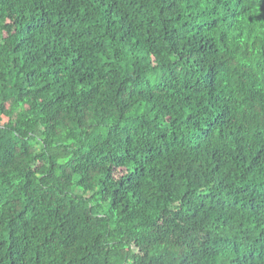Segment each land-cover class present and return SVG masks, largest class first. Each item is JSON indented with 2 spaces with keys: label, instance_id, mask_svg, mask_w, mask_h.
Returning <instances> with one entry per match:
<instances>
[{
  "label": "trees",
  "instance_id": "trees-1",
  "mask_svg": "<svg viewBox=\"0 0 264 264\" xmlns=\"http://www.w3.org/2000/svg\"><path fill=\"white\" fill-rule=\"evenodd\" d=\"M0 264H264V0H0Z\"/></svg>",
  "mask_w": 264,
  "mask_h": 264
},
{
  "label": "rangeland",
  "instance_id": "rangeland-1",
  "mask_svg": "<svg viewBox=\"0 0 264 264\" xmlns=\"http://www.w3.org/2000/svg\"><path fill=\"white\" fill-rule=\"evenodd\" d=\"M74 193L76 195H81L82 194V190L81 189H76Z\"/></svg>",
  "mask_w": 264,
  "mask_h": 264
}]
</instances>
